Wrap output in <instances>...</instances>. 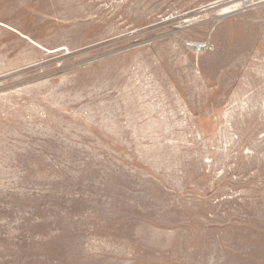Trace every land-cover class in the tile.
<instances>
[{
  "label": "rangeland",
  "instance_id": "obj_1",
  "mask_svg": "<svg viewBox=\"0 0 264 264\" xmlns=\"http://www.w3.org/2000/svg\"><path fill=\"white\" fill-rule=\"evenodd\" d=\"M0 264H264V0H0Z\"/></svg>",
  "mask_w": 264,
  "mask_h": 264
},
{
  "label": "built area",
  "instance_id": "obj_2",
  "mask_svg": "<svg viewBox=\"0 0 264 264\" xmlns=\"http://www.w3.org/2000/svg\"><path fill=\"white\" fill-rule=\"evenodd\" d=\"M189 47L196 53H203L210 50L209 45L206 43H192L189 44Z\"/></svg>",
  "mask_w": 264,
  "mask_h": 264
},
{
  "label": "bare ground",
  "instance_id": "obj_3",
  "mask_svg": "<svg viewBox=\"0 0 264 264\" xmlns=\"http://www.w3.org/2000/svg\"><path fill=\"white\" fill-rule=\"evenodd\" d=\"M235 3H237V2H235ZM239 6H241V4L240 3H237V4H234L232 7L223 8V9L220 10V14H217V15H220V17L221 16H227L228 14H231L234 11H236L237 8L239 9Z\"/></svg>",
  "mask_w": 264,
  "mask_h": 264
}]
</instances>
